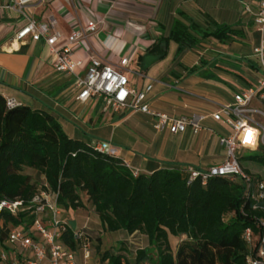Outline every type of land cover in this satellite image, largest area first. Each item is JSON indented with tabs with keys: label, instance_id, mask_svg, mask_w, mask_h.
Returning <instances> with one entry per match:
<instances>
[{
	"label": "crops",
	"instance_id": "crops-1",
	"mask_svg": "<svg viewBox=\"0 0 264 264\" xmlns=\"http://www.w3.org/2000/svg\"><path fill=\"white\" fill-rule=\"evenodd\" d=\"M259 2L38 0L27 12L37 22L55 20L56 30L65 38L87 22L101 20L97 32L88 37V45L73 51V60L81 62L76 74H85L90 56L115 67L128 57L130 64L124 75L131 89L144 92L151 86L146 98L150 109L179 118L209 116L232 103L239 92L256 88L264 76L253 53L260 41L253 22ZM24 21L17 11L5 9L0 0V95L4 99L52 115L74 141L109 143L114 156L140 175L173 168L206 171L223 162L224 150L216 135L156 133L149 116L123 109L105 112L99 100L79 103L75 77L54 70L44 41L15 40ZM216 27L231 31L226 41L201 40ZM187 36L202 42L189 49L184 44ZM154 43H160L161 54L149 53ZM205 126L216 134L230 132L211 120ZM28 171V175L35 174ZM72 214L64 223L76 232L69 225L72 216H87L79 211ZM3 252L5 249L0 250V254ZM76 263L97 264L93 257L84 260L82 252L76 254Z\"/></svg>",
	"mask_w": 264,
	"mask_h": 264
},
{
	"label": "trees",
	"instance_id": "trees-1",
	"mask_svg": "<svg viewBox=\"0 0 264 264\" xmlns=\"http://www.w3.org/2000/svg\"><path fill=\"white\" fill-rule=\"evenodd\" d=\"M229 34L226 27H216L201 40L222 43ZM186 39L189 49L202 42L191 36ZM159 45L154 43L149 53L161 54ZM252 153L260 171L245 167L242 156L240 168L264 181V145ZM28 170L42 182L34 181L25 173ZM185 170L164 169L134 177L115 156L70 139L52 115L21 105L9 109L0 95V201L21 202L27 208L45 191L56 196L62 214H72L86 208L85 197L102 233L146 238L147 246L134 251L131 242L119 243L111 252L102 251L100 238L93 245L89 241L97 264H246L248 248L241 235L252 226L249 216L254 213L243 205V183L214 178L205 186L199 179L188 184ZM33 221L28 211L15 216L1 213L0 250L6 249L4 243L12 229L36 240L30 230ZM60 243L78 253L82 242L67 226Z\"/></svg>",
	"mask_w": 264,
	"mask_h": 264
},
{
	"label": "built area",
	"instance_id": "built-area-1",
	"mask_svg": "<svg viewBox=\"0 0 264 264\" xmlns=\"http://www.w3.org/2000/svg\"><path fill=\"white\" fill-rule=\"evenodd\" d=\"M7 10L17 11L24 18V24L15 35V40L24 42L44 41L48 48L54 70L62 75L75 77L74 87L77 91L76 100L85 104L99 100L105 112L117 113L126 110L133 114L149 116L154 120L153 129L156 133L167 132L170 135H182L189 131L193 136L206 132L217 136L218 144L224 150V160L221 164L210 167L206 171L187 168L189 175L188 184L199 179L202 186L214 178L225 179L229 182L240 180L244 187V206L249 207L251 227L243 230L241 239L248 248L246 264H264V181H258L246 175L239 165V158L243 150H257L259 145H264V127L260 126L254 116L264 117V113L251 108L254 100H264V76L258 81L255 89H247L233 96L232 103L221 106L209 116L191 115L189 117L174 118L162 113H157L146 104L147 95L151 92L149 86L144 92L131 89L124 71H128L129 59L122 58L118 67L103 63L98 57L90 56L89 65L83 76H78L76 71L81 62L73 60V51L77 47L87 46V39L98 30L99 19H93L85 26L73 31L70 36L63 37L56 30V21L49 19L37 22L28 15V9L38 0H3ZM249 12L248 8H245ZM253 22L260 35L258 46L253 53L262 74H264V0H260ZM9 109L19 107L13 99H5ZM211 120L221 123L230 132L226 135L216 134L207 128L205 123ZM93 150L114 156V150L109 143L97 142ZM126 169L138 177L139 172L132 170L130 165L123 164ZM28 211L34 221L30 230L36 240L26 233L12 229L6 237L5 252L0 254L2 264H77L76 252L60 243L67 225L61 218L62 212L56 204V196L52 193L41 191L25 208L21 202L0 201V214L8 213L17 215ZM243 216L247 217L241 210ZM256 214L260 215L257 216ZM253 227L256 233L253 232ZM81 239L83 259H91L90 243L82 234L77 233ZM29 255L28 257L26 255Z\"/></svg>",
	"mask_w": 264,
	"mask_h": 264
},
{
	"label": "rangeland",
	"instance_id": "rangeland-1",
	"mask_svg": "<svg viewBox=\"0 0 264 264\" xmlns=\"http://www.w3.org/2000/svg\"><path fill=\"white\" fill-rule=\"evenodd\" d=\"M253 109H257L260 112L264 113V104L261 102H258V100H254L252 104ZM255 120L257 123L264 127V117L260 116H254ZM226 135V133H223ZM242 158H244V166L247 167L248 169L252 171H257L259 170L256 165L253 163V153L250 151H244L241 153ZM260 171V170H259ZM25 173H31L29 171H25ZM34 181H36L38 184H40L42 181L39 179V177L34 174L33 176ZM83 201L85 203L86 208L84 210H80L79 214H83L84 216H87V218H78V217H73L71 218L72 221H70L69 225L71 226L72 229H74L76 232H79L82 234L85 238H87L92 245L96 242L97 238L101 239L102 242V251L109 250V251H114L117 249L119 243H125L126 245H129V242H131L133 245H129L131 251H134L136 248H145L147 246V240L145 237L136 234L134 235L131 239L128 238L124 234H105L101 232V228L99 226L98 219L96 216L93 214L90 206L86 204V199L83 197ZM73 215V214H72ZM80 217V216H79ZM62 220H70V214L63 213L62 214ZM72 223V224H71ZM176 241L173 240L172 244L175 245ZM128 247V246H127ZM92 257V255H91ZM97 263V259L93 257Z\"/></svg>",
	"mask_w": 264,
	"mask_h": 264
}]
</instances>
